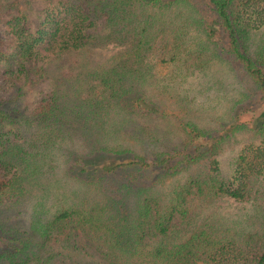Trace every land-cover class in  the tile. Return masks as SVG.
<instances>
[{
  "label": "trees",
  "instance_id": "obj_1",
  "mask_svg": "<svg viewBox=\"0 0 264 264\" xmlns=\"http://www.w3.org/2000/svg\"><path fill=\"white\" fill-rule=\"evenodd\" d=\"M197 2L0 0V89L49 84L48 92L38 89L29 111L14 114L0 101V127L6 122L31 130L36 119L46 129L44 140L54 143L53 132L77 124L89 142L84 154L96 152L82 162L92 165L93 179L84 178L81 195L71 190L70 199L60 196L53 209L39 198L19 232L1 218V199L20 193L21 160L29 163L0 131V264H264V0H202L213 14L209 21L199 16ZM215 34L222 40L218 47ZM107 44L117 47L107 63L87 55ZM219 51L236 61L261 103L256 112L234 109L250 96L241 88L226 98L216 125H202L188 111L194 96L188 90L211 87L195 82ZM156 60L173 68L165 81L150 80ZM147 83L150 95L142 92ZM129 92L135 109L120 101ZM137 92L151 104L146 111L167 120L165 134L178 133L170 147L147 149L159 138L140 125L133 141L118 139L126 132L125 115L144 113ZM222 95L215 94L217 103ZM174 98L169 109H178L175 119L159 107ZM113 112L121 116L111 123ZM73 116H81L79 122ZM236 133L242 143L224 175L216 155ZM109 135L113 143L105 140ZM123 171L125 182H102ZM86 190L104 198L88 197ZM226 196L238 205L217 208Z\"/></svg>",
  "mask_w": 264,
  "mask_h": 264
},
{
  "label": "rangeland",
  "instance_id": "obj_2",
  "mask_svg": "<svg viewBox=\"0 0 264 264\" xmlns=\"http://www.w3.org/2000/svg\"><path fill=\"white\" fill-rule=\"evenodd\" d=\"M197 3L199 8V16H201L204 21H209L213 16L212 12L203 5L202 0H198ZM27 13L28 23L32 24L34 19L33 13H31V7L27 9ZM212 39H215L213 43L216 42L215 45L217 47L218 45L222 44V40L220 41L216 34L212 36ZM116 48L117 47L112 44H107L104 47H93L87 50V55L90 56L93 62L105 64L108 62L110 54ZM171 70L173 71V68L170 67L168 62H159L156 60L151 71L154 76H151L150 80L162 79V81H165L169 73L172 72ZM200 74L203 75L199 76V79H197L195 82L197 85H212L206 91H204V93H199L197 90L198 86L196 85H191V87L189 86L188 93L189 95L194 96L192 100H189L190 104L188 106L190 109H188V111L199 124L208 126L216 125L218 120L216 117L224 109L223 105L227 103V97L231 94H235L241 88L246 92H249L250 96L245 101L240 99L238 102H235L234 109L240 108L241 106H250L255 108L254 112L257 111L261 100L254 91L250 79L244 73H242V70L236 61H234L229 55L219 51V55L214 57L210 61L209 66L204 69V72ZM47 81L43 82V84H38L35 88H31V86L27 84L22 85L21 89L18 91L15 89V87L0 89V101L3 105L9 108V111L14 112V114H16V111L18 110H22L23 112L29 111L30 106L33 104L34 97L37 95L38 89H41L43 92L49 91V84ZM220 85H222V87ZM154 90L155 87L153 91ZM178 90L179 88H177V91ZM142 92H146L147 95H150L151 92L148 83L145 85V89ZM180 92H182V90ZM216 93L221 95L223 94L221 97H219V103L216 102L218 99L215 96ZM136 94L141 95L142 97L139 100H141V111L144 113L143 115L138 116L136 114L125 115L128 120L124 123L123 132H126L118 139H127L128 136V140L130 142L133 141L137 130H139L138 126L140 125L141 128H146L144 133H151V131H155L154 135L159 138L154 144L148 145L147 149H160V147L164 148L165 144H168L170 147L174 142H176L178 133L168 132L166 135L167 120H165L164 117L158 115L156 112L152 113L146 111V109L149 110V107L151 106L146 95L142 94L141 92H137ZM161 94L164 95V101L168 99L167 92H163ZM134 96L135 95L132 92L123 94L120 101L128 108L135 109L137 99L136 97L134 98ZM175 98L174 100H170L167 103L163 101L159 106L167 113L169 111L172 112V118L175 117V112L178 111V109H169L171 106H175ZM234 98H236V96H232V99ZM213 105H215V108H210ZM111 116L112 118L110 121H112L111 123H114V121L119 120L121 115L113 112ZM79 118H81V116H79ZM79 118L76 116L72 117V119H75L76 122H79ZM226 123L227 122H224V125ZM76 125L68 126V124L64 123L61 132H53V134H58L57 137L52 136L55 138L54 143L44 140L45 137L42 136L45 135L44 132H46V129L44 126H42L41 122L37 123L36 119H34L31 125V130L29 128H23L22 130H19L15 125L12 126L6 122H4V125L0 127L1 133L3 134L4 138H6V143L13 142L15 145L21 148L22 152L24 150L23 153L25 154V157L28 159L29 163L26 165V163L21 160L20 166H22V170L20 173L23 179H21V182H16L17 187L20 188L21 191L20 193H15V195L10 198L15 200V202L11 204L9 202L10 199L5 196H3L1 199V201H3L5 204L1 210V218L9 223L8 226H12V228L17 229L19 232H23L27 229L31 214V207L37 200H39V198H43V203H41L43 207H49V209H53V202H55L54 200L58 199L64 194L65 198L69 200L72 196L71 190L77 192L76 195L78 197L81 195V191L86 188L85 185H83V182H85L84 178H87V181L89 179H93L92 176H88L90 173L92 174V165L83 164L82 162L85 159L93 156V154L96 152L90 155L84 154L86 152L85 148H87L89 142L85 140V137L82 135V133H80V130ZM107 126H110L109 123L106 124V127ZM9 127L16 128L18 131L15 129L14 131L17 135L9 131ZM67 128L69 129L70 134L65 132ZM54 130H57V128ZM233 138L234 140H229L228 143L224 145L216 155L219 161V169L224 175H227L228 171L232 167L230 161L232 160L236 149L242 143L238 133H236ZM114 139V136L112 137L109 135L105 140L107 143L111 140L113 143ZM133 147L140 149V146L137 144H134ZM31 152H35L37 155L34 153L33 156H31ZM146 153L153 155L152 152ZM111 156L116 157L117 155L111 154ZM65 168H68L67 172H65ZM63 175H65V177H63ZM126 175L127 174H125V171L114 175V179L108 175V178H103L102 182H109L108 179L112 180V182H125ZM92 191L93 190H91V194H89L86 190V195L96 199L104 198L99 194L94 195V191ZM42 193H44V195ZM120 195L121 194L118 193L115 195V197H119ZM73 199L76 201L75 198ZM125 199V208L129 210L133 206L132 197L129 196ZM68 202L73 201L70 200ZM236 205H238V202L227 196L219 199L216 202V207L221 210H229L232 206ZM75 237L77 242H83L82 236L76 235ZM56 244H58V242H53L54 246Z\"/></svg>",
  "mask_w": 264,
  "mask_h": 264
}]
</instances>
